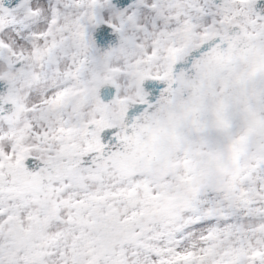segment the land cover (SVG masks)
<instances>
[{"label":"snow or ice","instance_id":"snow-or-ice-1","mask_svg":"<svg viewBox=\"0 0 264 264\" xmlns=\"http://www.w3.org/2000/svg\"><path fill=\"white\" fill-rule=\"evenodd\" d=\"M0 264H264V0H0Z\"/></svg>","mask_w":264,"mask_h":264}]
</instances>
